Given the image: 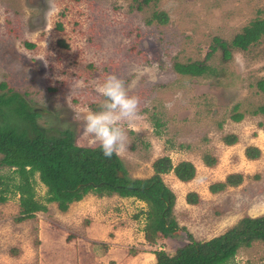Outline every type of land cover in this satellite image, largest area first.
Here are the masks:
<instances>
[{
  "label": "rangeland",
  "instance_id": "rangeland-1",
  "mask_svg": "<svg viewBox=\"0 0 264 264\" xmlns=\"http://www.w3.org/2000/svg\"><path fill=\"white\" fill-rule=\"evenodd\" d=\"M156 13H166L168 22L154 20ZM258 17L264 19V0H0V95H11L10 102L22 97L51 134L70 129L78 146L97 147L82 134L81 110H98L103 97L96 84L107 75L122 79L139 104L138 118L121 122L127 135L118 156L132 178L142 179L152 177L162 157L194 163L192 182L174 173L162 179L176 195L179 226L210 240L245 217L264 215V114H255L264 106V37L247 51L232 49L229 60L221 48L207 58L215 38L230 44ZM177 62H203L214 72L181 76ZM19 111L0 110V124L14 128ZM236 113L244 114L241 122L232 119ZM227 135L238 143L226 145ZM251 147L261 150L256 161L246 158ZM12 171L0 165V174ZM231 174H242L243 184L209 191ZM35 179L43 200L47 189ZM189 193L200 196L197 205L188 204ZM105 198L119 215L91 233L95 214L86 211L100 199L93 194L66 213L50 204L48 213L23 222L17 197L0 204V264H154V251L175 254L188 242L180 231L151 246L144 237L146 204ZM230 264H264V245L240 250Z\"/></svg>",
  "mask_w": 264,
  "mask_h": 264
},
{
  "label": "trees",
  "instance_id": "trees-1",
  "mask_svg": "<svg viewBox=\"0 0 264 264\" xmlns=\"http://www.w3.org/2000/svg\"><path fill=\"white\" fill-rule=\"evenodd\" d=\"M151 1L143 0L145 4ZM153 19L161 24L168 22L166 13H156ZM263 37L264 19L258 17L237 34L230 44L215 38L216 45L211 47L207 58H211L221 48L224 58L229 60L232 49L247 51ZM63 45L66 46L64 42ZM28 47L34 45L29 44ZM174 70L181 76L190 77H202L214 72L203 62H177ZM260 86L264 91V82ZM10 97L0 95V110L20 106V111L14 128L0 124V165L13 169L7 174H0V204L17 197L21 207V217L17 221L35 219L39 213H48L50 204H56L60 212L66 213L72 204L81 202L90 194L100 199L118 196L135 198L146 204L147 209L142 213L145 216L144 237L151 246H158L161 240L174 239L180 231L186 233L188 242L178 248L175 254H169L162 248L154 251V264H230L240 250L251 248L254 243L264 245V215L245 217L224 234L206 241L195 239L186 228L179 226L174 216L176 195L165 184L162 176L174 173L179 181L192 182L197 168L191 161L174 165L171 157H162L154 162L152 177L132 178L118 154L106 158L98 146H78L74 132L70 129L57 132L56 136L51 134V130L38 125L37 112L22 97L14 95L12 102ZM238 108L236 106L235 110ZM258 113L264 114V106L255 112ZM232 119L241 122L244 114L236 113ZM224 142L228 146L236 145L238 137L227 135ZM260 157V149L247 148L248 160L256 161ZM206 164L214 167L216 161L208 157ZM36 175L47 189L43 200L37 199ZM243 182L242 174H231L225 182L211 185L209 191L217 194L227 188L239 187ZM186 199L191 205L200 202L197 193H189Z\"/></svg>",
  "mask_w": 264,
  "mask_h": 264
},
{
  "label": "clouds",
  "instance_id": "clouds-1",
  "mask_svg": "<svg viewBox=\"0 0 264 264\" xmlns=\"http://www.w3.org/2000/svg\"><path fill=\"white\" fill-rule=\"evenodd\" d=\"M96 91L103 102L98 110H81L82 134L99 147L104 157L111 158L125 148L127 133L121 122L138 118L139 100L129 94L125 82L115 75H107L97 83Z\"/></svg>",
  "mask_w": 264,
  "mask_h": 264
},
{
  "label": "crops",
  "instance_id": "crops-1",
  "mask_svg": "<svg viewBox=\"0 0 264 264\" xmlns=\"http://www.w3.org/2000/svg\"><path fill=\"white\" fill-rule=\"evenodd\" d=\"M164 176H169V175H163V177L162 178H164ZM166 178H170V179H175L174 177H166ZM117 198H120V197H118L117 196ZM104 199V198H103ZM103 199H98V201H97V203H96V206H97V208L95 209V208H90L89 210H87L86 212H88V213H92V215H94L95 214V216H94V220L93 221H91L90 223H89V227H88V229L89 228H91L92 226H94V225H96L97 223H102V222H104L105 220H107V218H109L111 215H119V213H113V212H115L116 210L115 209H113L114 208V206L113 205H111L110 203H109V200H111V199H109V198H105L104 200ZM120 199H122V198H120ZM80 202H78V203H74V205L73 206H77L78 205V207L80 206H82V204H80ZM95 206V207H96ZM96 211V213H93V212H95ZM68 216H72V214H70V215H68ZM97 216V217H96ZM99 217V218H98ZM100 218H102V220L100 219ZM100 221H102V222H100ZM144 228V227H143ZM91 230H92V228L90 229V233H91ZM98 236H99V234H97ZM86 236H89V234L87 233V235ZM85 239H88V238H85ZM89 241H90V239H88ZM91 246H93L94 248H96L97 250H98V247L99 246H95V245H91ZM93 250V249H92ZM152 255H154V254H152ZM152 257V259H153V262L155 263V259H154V257L153 256H151ZM152 262V263H153Z\"/></svg>",
  "mask_w": 264,
  "mask_h": 264
}]
</instances>
